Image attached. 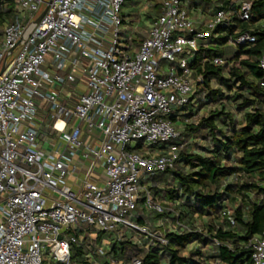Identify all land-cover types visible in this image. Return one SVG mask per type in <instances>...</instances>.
<instances>
[{
	"label": "built area",
	"instance_id": "1",
	"mask_svg": "<svg viewBox=\"0 0 264 264\" xmlns=\"http://www.w3.org/2000/svg\"><path fill=\"white\" fill-rule=\"evenodd\" d=\"M14 1L18 14L0 40V264H42L43 251L69 264L79 224L105 233L121 226L166 245L131 217L141 196L148 210H167L145 180L174 168L180 146L140 153L128 144L168 143L180 136L175 122L196 118L175 109L194 102L203 77L193 79L192 56L199 40L229 26V9L196 28L182 0H158L147 37L123 46L124 0ZM251 7L240 0L242 20ZM255 40L245 31L227 44ZM258 65L264 71V47ZM44 128L55 136L40 139ZM244 248L264 264V228Z\"/></svg>",
	"mask_w": 264,
	"mask_h": 264
},
{
	"label": "trees",
	"instance_id": "2",
	"mask_svg": "<svg viewBox=\"0 0 264 264\" xmlns=\"http://www.w3.org/2000/svg\"><path fill=\"white\" fill-rule=\"evenodd\" d=\"M183 1L189 10L200 2L216 9L227 4L230 10L229 26H218L210 37L199 40V50L190 64L193 79L203 77L193 100L198 108L213 106L194 122L183 123L179 136L198 144L201 151L183 147L180 139L174 168L145 180L151 192L162 193L171 209L163 213L148 210L141 196L131 219L147 224L148 216L169 217L185 227L175 224V229L160 230L166 245L149 243L141 234L143 243L139 244L124 233L125 228L109 234L99 232L91 244L79 238L78 231L69 264H113L112 258L115 264H132L133 258L140 264H252L250 250L244 245L250 235L264 228V71L258 65L264 47V0H252V17L247 21L239 17L240 0ZM159 8L157 2L153 21ZM17 14L14 0H0V39ZM245 31L256 40L235 45L230 51L228 39ZM214 57L222 58L223 64H214ZM194 106L193 102L186 107L187 117L196 112ZM197 138L205 145L197 143ZM198 219L202 221L200 228ZM98 244L106 249L103 256L97 252Z\"/></svg>",
	"mask_w": 264,
	"mask_h": 264
},
{
	"label": "rangeland",
	"instance_id": "3",
	"mask_svg": "<svg viewBox=\"0 0 264 264\" xmlns=\"http://www.w3.org/2000/svg\"><path fill=\"white\" fill-rule=\"evenodd\" d=\"M157 2H158V0H149V1H146V0H124V4L122 6V14L125 18V21H124L123 27L121 28V30L123 31V34L120 36V41H121V44L123 46L127 45V42H125L124 38L132 36L136 39H140L142 36H144L150 30V28L152 26V22H153L152 13H153V11L155 12V10H157ZM182 7L185 8L186 10L190 11L189 9H187L186 3H184L183 0H182ZM214 8L215 7H211V9L213 11L216 10V8L215 9ZM42 9H43V7L41 8V10ZM192 17L194 18L193 13H192ZM136 28H137V30H136ZM228 49L230 51L233 50V45L229 46ZM16 52L14 54H16ZM192 57H195V55H193ZM163 66L167 67L168 63L163 62ZM214 87H216V84H214ZM36 104H37V101H36ZM212 106L213 105H204V107H200L201 108L200 110H199V108L197 110L195 109L196 110L195 113L197 115H196V118L194 120H191V122L192 121L194 122L196 119H198L204 112H208ZM197 107H198V103H196V108ZM185 109H186V107H185ZM185 109L181 110V109L177 108V109H175V113L177 112L179 114H181V113L186 114L188 108H187V110H185ZM182 124H183V122L179 121V120L177 122H175V125L177 126L180 134L184 129V126ZM45 136H52L53 137V136H55V134L53 131L44 128L40 139H43V137H45ZM180 139H182L181 145L183 147L191 148L193 151H198V152L201 151L198 144H192L193 143L192 140L187 139L184 135H183V137H178L177 139L172 140L168 143H158V144H150L146 140H137V141L133 140L128 144V149L131 151H136V152H140V153H142L144 150H147V149H151L154 151H160V150L167 149L170 146V144H177V142H179ZM195 140L197 143H200V145L201 144L205 145L201 138H199V139L197 138ZM162 173L163 172L158 173V174H162ZM233 180L235 181V179H233V178L228 179V181H230V182ZM146 183L148 184L147 186L150 185V183L148 181ZM161 186H159L160 189H161ZM151 194H152V197L155 201L166 205V203H165L166 201L163 200L161 197V194H162L161 192H159V194H155V193L151 192ZM228 207H229V205H228ZM166 208L171 209V206L168 205V206H166ZM144 214L147 215L148 212L144 211ZM153 216H148L149 218L147 217V225L154 232H159L160 230L164 231L166 229H175L177 227L174 224V221L169 217H158L156 219ZM127 217H129V215H127ZM201 223H202V221L199 219L196 221V224L199 226V228L201 227ZM118 228H123V227L118 226L114 231H116ZM78 231H80V233H81V234L79 233V238L82 239V237H83V238H85L86 242H90L91 244H93L98 233L102 232V231H100V229H98L96 227L88 228L85 225L79 224L78 230H70V233L75 235L76 233H78ZM123 231H124V233L131 236V239L133 241H135L139 244L143 243V236H141L138 232L130 230V229H124ZM105 234H107V233H105ZM148 240H149V243L153 242L150 239H148ZM103 244L106 245V248H107L108 243L104 242ZM194 246L195 245H190L189 248H194ZM96 249H97V247H96ZM90 256H91V254H90ZM41 260H42V264H57L53 259H51L49 253H47L45 251H43V253H42ZM111 261L113 264H115V262H116L115 259H113V258L111 259ZM95 264H99V261L98 262L96 261Z\"/></svg>",
	"mask_w": 264,
	"mask_h": 264
},
{
	"label": "crops",
	"instance_id": "4",
	"mask_svg": "<svg viewBox=\"0 0 264 264\" xmlns=\"http://www.w3.org/2000/svg\"><path fill=\"white\" fill-rule=\"evenodd\" d=\"M195 2H198V0H195ZM220 5H223V3L220 4ZM204 6H205L204 3L200 2L199 5L197 4V5L193 6V7H191V9L189 11L190 12L189 13L190 17L195 21L197 27L198 26L201 27L203 23L209 21L213 17V15L216 12V10L219 9V8H217L215 11H213L211 9V6H209V8H208V6H205L207 9H204ZM224 8L228 9L227 4H224ZM229 12H230V10H229ZM192 13L194 14V18L192 17ZM136 30H137V28H136ZM194 102H195V106H194L193 110L194 109L197 110L198 107L196 108V102H197L196 99L194 100ZM200 109L201 108H199V110ZM165 201H166L165 203H168L167 200H165ZM237 202H239V200Z\"/></svg>",
	"mask_w": 264,
	"mask_h": 264
},
{
	"label": "water",
	"instance_id": "5",
	"mask_svg": "<svg viewBox=\"0 0 264 264\" xmlns=\"http://www.w3.org/2000/svg\"><path fill=\"white\" fill-rule=\"evenodd\" d=\"M43 13H44V11H42L41 14L37 17V19L34 21L35 23L40 19V17L43 15ZM160 234H161V232H157V235H160Z\"/></svg>",
	"mask_w": 264,
	"mask_h": 264
}]
</instances>
